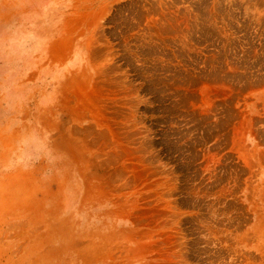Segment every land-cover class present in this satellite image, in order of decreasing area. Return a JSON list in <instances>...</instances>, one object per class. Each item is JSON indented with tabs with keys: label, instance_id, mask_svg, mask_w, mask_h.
I'll return each mask as SVG.
<instances>
[{
	"label": "rangeland",
	"instance_id": "obj_1",
	"mask_svg": "<svg viewBox=\"0 0 264 264\" xmlns=\"http://www.w3.org/2000/svg\"><path fill=\"white\" fill-rule=\"evenodd\" d=\"M0 264H264V0H0Z\"/></svg>",
	"mask_w": 264,
	"mask_h": 264
}]
</instances>
